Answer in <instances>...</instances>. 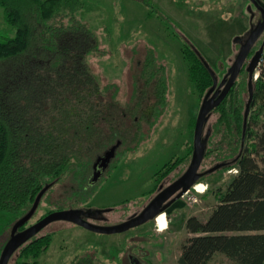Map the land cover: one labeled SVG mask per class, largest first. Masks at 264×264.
Wrapping results in <instances>:
<instances>
[{
	"label": "trees",
	"instance_id": "1",
	"mask_svg": "<svg viewBox=\"0 0 264 264\" xmlns=\"http://www.w3.org/2000/svg\"><path fill=\"white\" fill-rule=\"evenodd\" d=\"M84 5V0H0L14 30L0 35V210L23 216L38 193L48 184L50 191L74 162L76 181L84 185L94 152L122 138L112 126L118 113L115 92L100 83L88 60L100 48L97 33L77 15ZM183 54L203 96L213 85L204 57L190 44ZM140 76L144 85L135 89L134 116L158 112L166 102L165 67L153 54ZM248 81L242 73L208 120L201 167L225 163L220 169L237 171L205 221L186 219L194 235L182 244L179 264H208L218 252L234 264H264V65L253 77L244 127ZM51 241L52 233H38L9 264H37Z\"/></svg>",
	"mask_w": 264,
	"mask_h": 264
},
{
	"label": "rangeland",
	"instance_id": "2",
	"mask_svg": "<svg viewBox=\"0 0 264 264\" xmlns=\"http://www.w3.org/2000/svg\"><path fill=\"white\" fill-rule=\"evenodd\" d=\"M84 2L77 15L97 33L100 48L88 60L100 83L115 92L118 113L112 126L120 130L122 138L94 152L82 186L76 181L77 163H72L69 171L43 195L26 227L49 211L60 209L106 208L102 218L86 217L104 226L121 223L140 212L162 185H168L186 170L192 157L195 122L205 94L202 96L190 79L184 48L187 44L195 48L219 79L237 56L239 43L235 38H246L252 26L248 0ZM13 34L0 6V35ZM150 54L156 64L165 67L166 102L160 112L144 108L145 115L134 116L131 109L135 89L144 85L140 74ZM260 61L264 65V59ZM154 99L150 96L149 104ZM258 128L255 126V130ZM208 129L209 122L204 135ZM117 141L119 145L108 167L90 185L97 157ZM210 167L202 165V172ZM236 171L232 168L205 173L195 184H203L205 191L192 188L197 198L193 203L182 197L177 199L165 212L168 228L163 231L155 219L112 234L95 232L70 221H54L39 232L52 233V241L37 258V264L80 260L84 264H133L131 256L138 264H179L182 244L194 235L188 232L186 219L196 216L205 221L219 203L217 194L226 189ZM20 217L0 210V255ZM208 264L234 263L218 252Z\"/></svg>",
	"mask_w": 264,
	"mask_h": 264
},
{
	"label": "water",
	"instance_id": "3",
	"mask_svg": "<svg viewBox=\"0 0 264 264\" xmlns=\"http://www.w3.org/2000/svg\"><path fill=\"white\" fill-rule=\"evenodd\" d=\"M263 29L264 22L262 24H258L256 28L252 30L251 35L240 49L238 55L234 60V63L228 70V73L225 75L226 77H224V79L219 83V85L217 76L215 75L214 71L212 70L206 59L203 58L204 63L206 64L207 68L213 76V85L205 93L198 112V116L196 118L193 140V152L190 163L186 170L176 180H174L167 187L159 191L140 212L133 214L127 220L115 225H98L86 219V217L88 216L101 213L102 209L84 210L80 208H69L51 211L35 223L25 227L24 229H21V227L25 225L35 214L43 195L50 187V184H48L38 193L31 208L23 216H21L13 225L11 236L5 244L0 255V264H9V261L14 255V253L23 244L32 239L43 228H45L48 224L54 221H70L95 232L112 234L122 233L132 227H136L150 220H154L161 213H165L166 210L177 199L181 198L187 190L191 189L205 173H212L224 167L225 163H217L208 168L205 172L199 171L205 156L207 138L209 135V132H206V134L204 135V127L207 124L213 109L222 102V100L227 96L229 90L234 85L253 44L260 36ZM238 40H240V37L235 38V41ZM263 49L264 46H262L254 54L247 67V71L249 73V97L244 114V127H246L247 124L250 104L253 100L254 95L253 77L257 71V67L259 65ZM217 86H219V88H217ZM118 145L119 141H117L116 144L107 149L103 155L97 157L93 165V173L89 179L90 185L95 184L98 178L106 170L112 157L115 154Z\"/></svg>",
	"mask_w": 264,
	"mask_h": 264
},
{
	"label": "flooded vegetation",
	"instance_id": "4",
	"mask_svg": "<svg viewBox=\"0 0 264 264\" xmlns=\"http://www.w3.org/2000/svg\"><path fill=\"white\" fill-rule=\"evenodd\" d=\"M249 1V3H248V7H247V10H248V12H249V14H250V17H251V20H252V26L250 25V32H249V35L246 37V38H241L240 37V40H238V43H239V50H238V53H239V51H240V49L242 48V46L244 45V43L246 42V40L249 38V36L251 35V32H252V30H254L255 28H256V26L258 25V24H262L263 22H264V0H248ZM254 23H255V25H254ZM250 24H251V22H250ZM262 46H264V29H263V31L261 32V34H260V36L258 37V39L255 41V43L253 44V46H252V48H251V50H250V52H249V54H248V56H247V58H246V60H245V62H244V64H243V66H242V68H241V71H240V73H239V75H238V77H237V79L239 78V76L242 74V73H244V72H247L248 73V71H247V67H248V65H249V63H250V61H251V58L254 56V54L262 47ZM263 52H264V49H263ZM238 53H237V55H238ZM262 56H263V53H262V55H261V58L260 59H262ZM236 58V57H235ZM235 58H234V60H235ZM234 60H233V62L230 64V66H228L226 69V72L228 73V70L230 69V67L232 66V64L234 63ZM225 72V73H226ZM226 73V74H227ZM225 74V75H226ZM225 75H223L222 77H220L219 79H218V85H219V83L224 79V77H226ZM248 76H249V73H248ZM236 79V80H237ZM236 82V81H235ZM235 84V83H234ZM234 86V85H233ZM232 86V87H233ZM217 88H219V86H217ZM216 88V89H217ZM229 92H230V90H229ZM229 92H228V94H229ZM228 94H227V96H228ZM226 96V97H227ZM223 101V100H222ZM216 108V107H215ZM215 108L213 109V111L215 110ZM213 111H212V114H213ZM212 114H211V116H212ZM208 131V130H207ZM200 172H202V171H204V170H202V168L200 167V170H199ZM177 179V178H176ZM175 179V180H176ZM174 181V180H173ZM172 181V182H173ZM171 182V183H172ZM170 184V183H169ZM168 184V185H169ZM168 185H162V187H161V189L159 190V191H161L163 188H165V187H167ZM158 191V192H159ZM100 209H102V212L101 213H97V214H93V215H91L90 217H93V218H102L104 215H103V213H105V209L106 208H100ZM48 214V213H47ZM46 215V214H45ZM44 215V216H45ZM42 218V217H41ZM43 230V229H42ZM131 261H132V263L133 264H138L139 262L135 259V257H132L131 256ZM69 264H84L83 263V261H72V262H70Z\"/></svg>",
	"mask_w": 264,
	"mask_h": 264
},
{
	"label": "bare ground",
	"instance_id": "5",
	"mask_svg": "<svg viewBox=\"0 0 264 264\" xmlns=\"http://www.w3.org/2000/svg\"><path fill=\"white\" fill-rule=\"evenodd\" d=\"M194 186H195L196 190H198L199 192L205 191L204 187H203V184H197V185H194ZM155 220L157 222L159 230L163 231V230L168 228V219H167L165 213H161L160 215H158Z\"/></svg>",
	"mask_w": 264,
	"mask_h": 264
},
{
	"label": "built area",
	"instance_id": "6",
	"mask_svg": "<svg viewBox=\"0 0 264 264\" xmlns=\"http://www.w3.org/2000/svg\"><path fill=\"white\" fill-rule=\"evenodd\" d=\"M261 64H262V63H261V61H260V62H259L258 69H257V71H256V73H255V75H254V78H255V79H257V77H258V75H259V68H260ZM192 188L196 190L195 186H193ZM192 188L189 189V190H187V191L182 195V198L185 199V200H187L188 202H192V203H193V202H195V201L197 200V198H196V195L192 193ZM196 191H198V190H196Z\"/></svg>",
	"mask_w": 264,
	"mask_h": 264
}]
</instances>
